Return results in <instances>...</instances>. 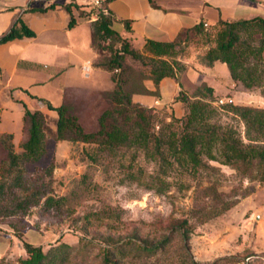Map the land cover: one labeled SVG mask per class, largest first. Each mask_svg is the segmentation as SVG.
Masks as SVG:
<instances>
[{
  "label": "rangeland",
  "instance_id": "rangeland-1",
  "mask_svg": "<svg viewBox=\"0 0 264 264\" xmlns=\"http://www.w3.org/2000/svg\"><path fill=\"white\" fill-rule=\"evenodd\" d=\"M109 43L101 40L96 45L95 62L106 61L120 45ZM200 56L199 52V62ZM124 63L132 69L124 75L125 88L134 89L140 60L125 55ZM106 72L111 79L112 73ZM110 79L101 83L109 89L83 88L64 102L85 131L97 130L100 114L113 106L109 92L115 83L110 88ZM232 83L233 91L227 96L213 93L211 103L217 113L212 120L232 126L249 143L243 120L229 106L264 109V85L247 89ZM147 107L152 132L167 136L180 130L184 115L176 117L154 103ZM182 107L186 113L183 102ZM42 114L40 158L19 159L12 166L6 139L0 142V264H22L27 254L24 242L44 251L61 242L70 245L58 251L54 264H106L103 248L128 238L155 243L165 236L169 242L162 250L153 254L132 250L113 260L120 264H264V180L259 179L264 163L254 160L239 170L202 155L206 164L197 171L168 166L163 173L159 160L142 149L121 147L114 153H96L93 144L58 140L55 113ZM23 129L27 138L25 118ZM26 138L13 142L17 154L23 152ZM254 143L264 144V136ZM156 175L167 181L164 192L147 188ZM182 220L189 227L188 240L179 226Z\"/></svg>",
  "mask_w": 264,
  "mask_h": 264
},
{
  "label": "trees",
  "instance_id": "trees-1",
  "mask_svg": "<svg viewBox=\"0 0 264 264\" xmlns=\"http://www.w3.org/2000/svg\"><path fill=\"white\" fill-rule=\"evenodd\" d=\"M52 6L54 4L48 7ZM62 6L71 13L72 6L82 7L83 5L69 1L62 3ZM111 22V15L101 10H98L96 18L91 20L95 50L101 40H110L109 44H120L106 61L93 62L94 67L112 73L111 79L115 87L109 92V97L113 106L100 114L97 130L85 131L76 116L68 113L64 103L58 106L46 103L49 111L54 112L57 117L56 139L93 144L96 153H114L121 147L142 149L159 160L163 173L168 166H179L190 172L197 171L206 164L202 155L233 165L239 170L253 165L254 160H257V164L264 163V144L254 143L259 136H264V109L262 108L229 106L244 122V134L250 141L245 143L235 128L212 120L217 113L216 107L211 103L213 88L204 83L197 85L190 94L183 90L179 91L176 99L185 104L187 111L184 113L185 117L181 119L180 130L167 136L161 132L151 131L149 108L133 100L135 94L158 96L157 86L165 76L178 79L179 75L187 69V65L178 60L177 56L183 54L190 44L206 46L204 51L200 52L201 64L211 66L216 61L225 62L232 79L241 83L244 88L263 86L264 66L261 64L264 52L263 17L218 20L209 27L204 26L202 21L190 29L180 30L178 36L172 41L146 39L141 49L133 48L127 38L111 27ZM74 23L71 17L69 25L72 26ZM125 26L127 30L130 29L128 21L125 22ZM33 35V31L18 18L7 32L0 35V44ZM125 55L139 59L141 63V69L137 72V86L134 89L125 88L127 81L124 75L127 68L132 70L124 63ZM148 79L153 81L156 90L146 88L144 81ZM24 118L27 138L22 143L21 155L13 149L12 133H0V142H5L4 139H6L7 156L12 166H16L19 159L37 160L43 152L42 111H31L25 107ZM88 156L91 159L96 157L89 152ZM259 179L264 180V174ZM166 186V179L156 175L152 177L147 188L164 192ZM186 222L182 220L179 226L182 228L184 239L188 240L190 232ZM168 242L169 239L166 236L155 243L138 242L128 238L120 244L103 248V262L120 264L118 260H113V257H121L132 250L143 254H153L162 250ZM62 247L71 248L67 243L61 242L56 247H50L44 251L40 246L24 242L27 254L22 258V264H54L58 251Z\"/></svg>",
  "mask_w": 264,
  "mask_h": 264
},
{
  "label": "crops",
  "instance_id": "crops-1",
  "mask_svg": "<svg viewBox=\"0 0 264 264\" xmlns=\"http://www.w3.org/2000/svg\"><path fill=\"white\" fill-rule=\"evenodd\" d=\"M76 1L84 5L72 6L70 13L59 3L48 7L51 3L47 1L0 0V35L18 18L34 33L0 44V133H12L14 144L26 138L25 107L45 112L49 110L46 103L63 104L83 88L109 89L101 84L110 79L108 73L93 65L98 56L91 23L95 14L85 6V0ZM105 8L112 17L111 27L135 49H141L146 39L172 41L180 30L202 21L209 27L218 20L264 18V0H108ZM71 17L75 21L72 26ZM205 48L190 44L177 56L187 65L178 79L165 76L157 86L158 96L135 94L133 100L166 107L179 117L185 113L176 99L180 90L190 94L204 83L213 88L214 95L227 96L234 87L228 66L221 61L201 64L196 57ZM144 84L156 90L152 80Z\"/></svg>",
  "mask_w": 264,
  "mask_h": 264
},
{
  "label": "built area",
  "instance_id": "built-area-1",
  "mask_svg": "<svg viewBox=\"0 0 264 264\" xmlns=\"http://www.w3.org/2000/svg\"><path fill=\"white\" fill-rule=\"evenodd\" d=\"M29 1L30 2L31 1L32 2L33 1H47V2H49L51 4H56V3L62 4L64 2H69V1H75V2H77L76 0H29ZM107 1L108 0H87V2L85 1V6L89 7V9L94 12L95 17H96V12L98 10H101L104 13H108L107 12V9L105 8V4H106ZM207 25H208L207 23H204V26H207ZM84 68H85L86 71L89 69V67H84ZM219 102L222 103L223 100L220 99Z\"/></svg>",
  "mask_w": 264,
  "mask_h": 264
}]
</instances>
